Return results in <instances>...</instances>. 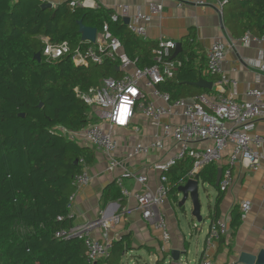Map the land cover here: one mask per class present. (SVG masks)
Masks as SVG:
<instances>
[{
    "label": "trees",
    "instance_id": "trees-1",
    "mask_svg": "<svg viewBox=\"0 0 264 264\" xmlns=\"http://www.w3.org/2000/svg\"><path fill=\"white\" fill-rule=\"evenodd\" d=\"M226 1L230 8L224 22L233 37L264 35V0ZM42 4V0H0V264H87L83 241L58 240L54 234L73 226L72 221L59 222L58 218L68 213L70 198L77 191L73 182L82 171L80 161L91 165L96 152L61 129L78 133L93 123L90 107L76 96L75 88L87 91L102 79L119 78L121 72L111 61L79 66L71 55L56 61L42 56L41 63L35 56L42 55L41 37L53 43L68 42L73 49L80 47V22L98 31L108 25L139 68L155 64L152 51L156 44L137 38L124 20L113 21L112 10L72 9L68 1L51 9H43ZM182 45L183 52L176 59L182 63L176 81L158 88L175 100L211 94L193 85L211 77L204 75V61L197 64L199 45L194 32ZM192 167L187 159L166 174L169 200L178 202V189L189 180ZM224 167L211 164L195 176L214 187L218 198L225 193L216 186L218 170ZM120 197L116 182L103 193L105 204ZM239 210L233 212V229L241 223ZM210 214L218 220L219 208L215 206ZM21 224L35 232L17 233ZM130 244L131 235L114 241L110 255L95 264H122Z\"/></svg>",
    "mask_w": 264,
    "mask_h": 264
},
{
    "label": "built area",
    "instance_id": "built-area-1",
    "mask_svg": "<svg viewBox=\"0 0 264 264\" xmlns=\"http://www.w3.org/2000/svg\"><path fill=\"white\" fill-rule=\"evenodd\" d=\"M149 4V13L137 12L131 14L130 6L121 5L112 10L111 19H128V30L137 38L146 40L147 24L154 15H161L163 2L156 0ZM182 7L186 0H172ZM70 7H81L83 0H69ZM219 11L224 9L226 0H216ZM194 4L205 6L204 0H194ZM44 44L42 56L46 61H56L71 55L76 65L101 66L106 61L119 65L121 76L119 78L102 79L96 87L81 91L78 87L74 92L91 109L89 123L78 133H70L65 129L61 131L72 140H79L92 149L102 151L108 159V169L124 168L125 160L138 156L149 155L151 151L162 150L165 140H171L178 148L162 163L152 165V170L161 174L160 183L156 190H147L143 193L131 191L124 187L123 179L132 177L125 170L122 177L116 180L121 196L134 199L144 221L161 231L162 240L169 243L170 234L167 229L165 215L162 212L168 199L169 179L166 174L170 169L184 160L192 161L193 167L189 177H194L211 164H220L224 161L222 178L219 184L221 192H226L231 186L233 169L241 161L254 170L264 166V136L256 133L257 120H264V87L253 88L246 92V101H238L235 88L237 82L231 79L224 70L227 47L221 41H216L206 54V71L214 78L212 93L192 98L173 99L168 92L161 91L158 86L165 82H174L182 63L173 60L176 43L166 37H160L152 51L154 65L139 68L136 61H132L123 51L122 43L112 35L108 25L97 32L96 41L91 43L82 40V45L73 49L68 42L53 43L48 37H41ZM241 43L249 47L252 43H262L263 36H254L245 33L240 38ZM256 68L264 73V63L258 62ZM229 89V93H227ZM232 89V90H230ZM130 90H134L130 91ZM143 115L156 128L161 127L162 136H157L151 146L136 144L124 161L119 162L117 151L119 143L114 133L117 129H129L134 126L137 115ZM164 119L169 121L163 122ZM95 122V123H94ZM199 143H211L198 147ZM82 171L74 177L73 184L77 191L70 198L68 213L58 218L59 222L70 220L73 226L55 232L58 240L78 239L84 242L85 261L95 264L110 255L114 241L109 231L119 224L123 217L132 215L133 211L127 208L119 213L108 216L101 211L98 219L82 224H76L77 216L74 212V201L77 193L91 182L89 165L80 161ZM142 184L147 182L139 177ZM251 210L248 201L240 205V219L245 220ZM99 230L100 236H95ZM229 234V229L223 220H212L206 238V251L200 264H212L208 258L210 250L215 249L217 243ZM207 253V254H206Z\"/></svg>",
    "mask_w": 264,
    "mask_h": 264
},
{
    "label": "crops",
    "instance_id": "crops-1",
    "mask_svg": "<svg viewBox=\"0 0 264 264\" xmlns=\"http://www.w3.org/2000/svg\"><path fill=\"white\" fill-rule=\"evenodd\" d=\"M43 3H50L54 8L66 3L69 0H42ZM205 6L194 4V0H186V3L179 7L172 0L163 2V12L154 15L147 24V38L143 40L156 44L160 37H166L175 43H182L183 39L194 32L198 48L197 64L204 61V75L208 73L206 69V54L208 49L216 41L223 42L227 47L224 70L231 79L237 82L235 88L238 101L248 100L246 92L249 89L264 87V73L256 68L258 62L264 63V41L262 43H252L249 47L244 46L240 38L233 37L225 26V17L230 6L227 5L219 11L216 0H204ZM156 0H83L82 8L87 9H108L113 10L121 5L130 6L131 14L138 11L149 13V4ZM253 35V34H252ZM256 36V35H254ZM205 79V78H204ZM207 81L214 82V78L208 77ZM198 88V87H196ZM201 89V88H199ZM206 90V89H205ZM232 90V89H230ZM212 91V90H211ZM213 92V91H212ZM229 93V89H227ZM191 101L192 98L185 99ZM169 121L164 119L163 122ZM134 126L129 129H117L114 136L117 138L119 148L117 159L119 162L125 160L127 154L131 152L136 144L151 146L155 143L157 136H162L161 127L156 128L143 115H137ZM256 133L264 136V120L259 119L256 123ZM211 143H199L198 147L210 145ZM178 148L171 140H165L162 150L151 151L149 155H142L125 160L124 168H117L113 172L108 169V159L105 154L96 150V159L89 165L91 182L82 188L74 201V212L77 216L76 224H82L98 219L101 211L107 212L108 216L119 213L127 208L133 211L132 215L123 217L122 221L115 225L109 235L113 241H119L123 237L131 235L130 250L126 252L134 253L136 258H142L143 253H147L150 258L164 264H200L205 256L206 238L212 219L210 210L215 206L219 208L218 220H223L229 234L217 243V247L210 250L208 258L212 264H234L238 255L242 252L258 254L264 250V166L259 170L251 168L247 162L241 160L233 169V179L231 186L218 198L214 204L208 205L209 224L203 227H194L193 232L186 233L182 229L173 205H179L182 195L178 194V202L167 199L162 209L170 234L169 243L162 240L161 231L148 225L142 218L141 212L137 208L134 199H126L122 196L117 200H109L106 204L103 201L105 189L122 177L125 170L132 174L131 178L123 179L124 187L131 191L143 193L147 190L155 191L160 183L161 174L152 170V165L162 163L172 155H175ZM225 164V158L220 166ZM190 176V175H189ZM196 176V175H195ZM194 177L190 179L198 180ZM139 177L147 179L145 184L138 181ZM199 181V200L201 187L210 186ZM205 190V189H204ZM248 201L251 210L245 220H241L238 228L231 227L233 222V212L240 207L242 202ZM240 212V210H239ZM203 210L201 208V214ZM203 219V218H202ZM95 236H100V231L95 232ZM196 242L194 243V241ZM178 251L181 254L178 262L173 261L171 252ZM206 253V254H207ZM195 254L190 260L188 255ZM124 256V258H125ZM160 260V261H159Z\"/></svg>",
    "mask_w": 264,
    "mask_h": 264
},
{
    "label": "water",
    "instance_id": "water-1",
    "mask_svg": "<svg viewBox=\"0 0 264 264\" xmlns=\"http://www.w3.org/2000/svg\"><path fill=\"white\" fill-rule=\"evenodd\" d=\"M43 9H51L54 8L50 3H43ZM126 24H128L129 20H124ZM98 30L96 28L86 27L82 22L79 23V33L81 34L82 40H87L91 43L96 41ZM183 52L182 43H176L175 52L172 56L173 60H176L179 54ZM35 61L41 63L42 55L38 53L35 56ZM195 87L206 89L211 91L213 87V83L211 81H207L204 78H200L198 82L193 84ZM41 107V106H40ZM24 117V115H20ZM223 174V169L219 168L217 175L216 186H219L221 178ZM199 181L190 179L185 184L181 185L178 189L179 193L182 195V201L180 202V206H184L185 203L190 199L193 204L192 215L195 219L201 222L203 219L201 217V204L199 200ZM171 256L173 261L178 262L180 260L181 254L178 251H172ZM234 264H264V250H261L258 254H251L247 252H242L238 255L237 260Z\"/></svg>",
    "mask_w": 264,
    "mask_h": 264
},
{
    "label": "rangeland",
    "instance_id": "rangeland-1",
    "mask_svg": "<svg viewBox=\"0 0 264 264\" xmlns=\"http://www.w3.org/2000/svg\"><path fill=\"white\" fill-rule=\"evenodd\" d=\"M216 197H217V190L214 187L212 186H205V188L201 187L200 204L203 210V213L201 214L203 220L201 222L195 219L192 215L193 204L190 199L185 203V205L182 208L179 207V205H173V209L175 210L179 220L181 221L182 229L186 231V233L193 232V235H196L195 230H193V224L194 227H198V228L199 227L201 228L209 224L208 205L209 203L214 204L216 201ZM16 232L22 235H26V234H33L35 231L32 228L28 227L26 224H21L17 227ZM195 242L196 240L194 241V243ZM134 256H136L134 253H129L123 259L122 264H164V262L161 263L157 262L158 261L157 258L156 259L150 258V256L147 253H143L142 258L140 257L136 258ZM188 257L190 260H192L195 257V254L188 255Z\"/></svg>",
    "mask_w": 264,
    "mask_h": 264
},
{
    "label": "snow or ice",
    "instance_id": "snow-or-ice-1",
    "mask_svg": "<svg viewBox=\"0 0 264 264\" xmlns=\"http://www.w3.org/2000/svg\"><path fill=\"white\" fill-rule=\"evenodd\" d=\"M130 91H133L134 92V90H130Z\"/></svg>",
    "mask_w": 264,
    "mask_h": 264
}]
</instances>
